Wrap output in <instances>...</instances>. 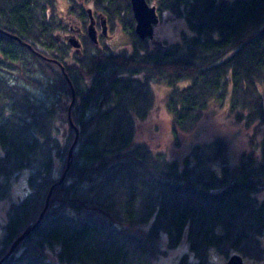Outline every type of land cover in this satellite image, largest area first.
I'll use <instances>...</instances> for the list:
<instances>
[{
    "label": "trees",
    "instance_id": "trees-1",
    "mask_svg": "<svg viewBox=\"0 0 264 264\" xmlns=\"http://www.w3.org/2000/svg\"><path fill=\"white\" fill-rule=\"evenodd\" d=\"M147 2L193 34L154 45L137 35L130 0H95L134 41L114 51L88 37L78 55L56 40L54 0H0V200L23 170L32 190L0 219V264H164L184 244L177 264H219L214 251L264 264V0ZM64 73L75 89L71 120ZM154 81L168 87L175 137L193 134L210 111L228 112L252 131L250 151L232 162L217 136L170 158L138 141ZM76 131L65 181L3 260L39 218Z\"/></svg>",
    "mask_w": 264,
    "mask_h": 264
},
{
    "label": "rangeland",
    "instance_id": "rangeland-1",
    "mask_svg": "<svg viewBox=\"0 0 264 264\" xmlns=\"http://www.w3.org/2000/svg\"><path fill=\"white\" fill-rule=\"evenodd\" d=\"M56 5L58 10L63 9L64 13H67L65 10L66 4L62 0L58 1ZM88 5V7H91L95 12L96 16L99 12H102L110 22L113 37L111 38V41L109 40V47L114 51L131 48L134 40L129 35L122 22H120L119 18L110 17L108 14L106 15L102 11L104 8L101 5L96 6L95 0H90V4L88 3ZM117 24H120L121 26L120 31H117ZM184 34H193V31L188 28L186 22L175 14L163 11L161 12L158 24L154 26L153 39L149 37L147 38L150 39L154 45L166 46L165 44H172L173 42L179 41ZM152 89L154 92V106L146 120H138V141L148 143L154 151L168 154L170 158H181L189 152L192 145L205 141H211L217 136H222L227 140L229 144L230 159L232 162H237L243 153H248L250 151L248 140L252 131L242 127L241 123L236 121V116L234 114L230 116L228 112H218L215 110L210 111L203 118L199 127L193 134L187 135L179 133L177 137H175L170 127L171 116L166 108L168 87L166 85H159L156 81H154L152 83ZM38 97L44 98L42 93H38ZM62 100L64 106L71 103V101L69 102L67 98ZM66 117L67 112L63 110L61 119L58 121L60 132H57V136L59 137H61V132L65 130L64 127H66ZM28 176L29 171L23 170L22 173H20L15 179L10 195L0 200V219L3 223L6 222L7 212L11 203L13 201L18 202L29 196L31 193L32 190L28 183ZM260 198H264V192L260 194ZM1 232L2 231H0V235ZM186 250L187 248L185 244L180 245L176 250L170 251L168 256L162 259V263L177 264L180 253ZM212 256L219 264L227 261V259L221 257V255L216 251L212 253ZM50 259L52 262L56 263V259L54 257H50ZM244 264L261 263L246 257L244 258Z\"/></svg>",
    "mask_w": 264,
    "mask_h": 264
},
{
    "label": "water",
    "instance_id": "water-1",
    "mask_svg": "<svg viewBox=\"0 0 264 264\" xmlns=\"http://www.w3.org/2000/svg\"><path fill=\"white\" fill-rule=\"evenodd\" d=\"M131 5H132L134 18L136 21L135 31H136L137 35L141 39H145L147 37L153 39V37H154V26L156 24H158V22H159V15L157 13V6L155 4L150 5L147 2V0H131ZM88 14H89V17L91 20L90 24L88 25V35L91 38V40L95 44H97L98 43L97 31L95 28V21L93 19L92 10L90 8H88ZM104 25H105V21H102V26H104ZM104 31H105V28H104ZM9 35L14 37L16 40L21 41V39L19 37L11 35V34H9ZM69 42L72 46L76 47L78 50V53L81 54L80 50H79L81 47L80 42L75 38H70ZM62 70L64 71L63 67H62ZM64 75L67 78L68 82L70 83L71 90H72V100H71V103H70L69 108H68V117L71 120V110H72L73 104L75 103V89H74L71 81L69 80L67 74L64 73ZM77 139H78V132L76 131V138H75L73 144L71 145V147L69 149L65 170H64L63 174L61 175L60 179L50 187L48 195L46 197L45 206H44L43 210L41 211L39 218L37 219V221L33 225L28 226L25 229V231L12 243L8 253L5 255L3 260L6 259L8 256H10L14 252V250L17 248V246L37 228V226L39 225V223L43 219L45 212L47 211V209L49 207V202H50V198L52 196V192H53L54 187L56 185L62 184L65 181V179L67 177V173L69 172V170L71 168V165H72L71 159L73 156V151H74L75 145L77 143ZM0 263H1V261H0ZM224 264H244V258L242 255L234 254V255L230 256Z\"/></svg>",
    "mask_w": 264,
    "mask_h": 264
},
{
    "label": "flooded vegetation",
    "instance_id": "flooded-vegetation-1",
    "mask_svg": "<svg viewBox=\"0 0 264 264\" xmlns=\"http://www.w3.org/2000/svg\"><path fill=\"white\" fill-rule=\"evenodd\" d=\"M55 5L58 3V1L61 0H54ZM66 4L65 10L67 13H64L63 9L58 10L56 5V40L58 44L60 45L62 42L65 44H69L71 46V52L78 53V50L74 48L70 42V38L77 39L80 44V53L83 49V42H87L88 40V25L90 24V17L88 14V3L90 4V0H62ZM92 10V8H91ZM157 13L160 15L159 11L157 10ZM93 19L95 21V28L97 31V39L98 43L96 45H100L101 43H105L108 45V43L111 41V38L113 37L112 34V28L111 24L106 18V16L99 12V14L96 16L95 12L92 10ZM89 19V22H88ZM99 19V20H98ZM102 21H105V25L102 26ZM117 31L121 30L120 24H117ZM105 28V31H104ZM90 38V37H89ZM91 40V38H90ZM110 40V41H109ZM109 46V45H108Z\"/></svg>",
    "mask_w": 264,
    "mask_h": 264
}]
</instances>
